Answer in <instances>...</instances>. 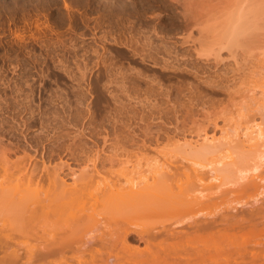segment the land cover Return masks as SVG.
I'll list each match as a JSON object with an SVG mask.
<instances>
[{"label": "rangeland", "instance_id": "obj_1", "mask_svg": "<svg viewBox=\"0 0 264 264\" xmlns=\"http://www.w3.org/2000/svg\"><path fill=\"white\" fill-rule=\"evenodd\" d=\"M237 1L0 0V151L25 161L32 156L50 172L64 162L69 166L58 172L66 182L71 169L81 172L96 159L100 174L95 179L90 176L95 173L81 172L82 184L99 176L123 181L130 161L145 163L160 158L158 152L174 153L170 173L175 180H163L174 184L172 191L165 186L144 199L116 200L106 210L101 200L62 207L57 217L49 218L60 219L56 227L27 229L19 253L27 247L35 250L45 233L61 235L73 216L93 211L113 228L130 221L147 225L152 219L208 216L225 198L249 207L251 192H235V185L226 187L235 188L234 193L227 190V196L209 203L173 197L191 173L190 148L178 140L203 128L219 135L224 120L232 123L235 108L243 104L245 116L259 120L254 109L264 105L258 93L264 84V20L249 42L233 50L222 44L228 13ZM236 151L237 161L245 163L246 148ZM22 212L10 201L0 202V227L24 219ZM93 226L85 221L80 230ZM259 232L264 225L247 227L238 236ZM233 240L207 237L202 249L234 254ZM145 254L142 248L127 252V264H141ZM234 255L219 262L238 264L240 257ZM71 257L66 253L60 259ZM252 258L247 254L243 259ZM80 260L74 257L72 264H86ZM14 264L41 262L31 257Z\"/></svg>", "mask_w": 264, "mask_h": 264}, {"label": "bare ground", "instance_id": "obj_2", "mask_svg": "<svg viewBox=\"0 0 264 264\" xmlns=\"http://www.w3.org/2000/svg\"><path fill=\"white\" fill-rule=\"evenodd\" d=\"M263 20L264 0H238L229 11L222 31L220 39L224 41L223 47L233 50V47L249 42ZM219 47L221 50V46ZM262 87L258 93L264 98V84ZM251 98L256 99L254 94ZM263 107L264 105L257 106L254 109L260 115L259 120L245 116L242 112L246 110L244 104L236 107L235 117L232 115L234 122L232 117V123L224 120L225 126L221 127L219 135L216 132L209 133L203 128L196 134L188 135L190 137L177 139L181 146L190 148L187 163L191 173L185 174L183 188L178 185L179 192L173 194L175 199L209 203L216 198L227 196V192L234 193L237 188L235 192H251L253 201L249 203L248 208L234 206L232 201L225 198L219 210L208 216L152 219L147 225L130 221L116 224L113 228H110L104 219H96L95 216L100 214L94 211L82 216L72 215V221H67L68 224L61 235H50L51 231L45 233L41 237L42 243L35 246V250L27 247L24 248L23 254L19 253L20 244L29 236L27 229H34L38 224L46 225L49 229L56 227L60 219L51 221L49 218L57 217L62 207L101 200L105 202L103 209L106 210L117 205L116 200L144 199L155 195L165 186L172 191L174 184H167L163 180H175L170 173L173 169L171 164L174 153L170 149L172 154L170 151L156 152L160 158H147L145 163L130 161L132 167L123 172V181L111 182L99 176L97 181L82 184L81 172L89 170L90 173H95L94 176L90 174L95 179L100 174L96 169V159H93L90 165L86 164L81 172L71 169V181L66 182L58 172L69 166L64 162L58 167L56 165L50 172L43 163L39 165L35 158L32 159V156H28L25 161L24 158H12L9 150L0 151V202L10 201L18 205L23 210L24 218L13 224L8 222L1 225L0 252L5 254L0 256V264L19 263L20 260H28L31 257H36L41 264H72L74 257L83 260L85 255L94 250L101 251L99 257L83 262L127 264L125 254L140 251L141 248L146 253L141 264H221L220 259L228 260L235 257L234 254L240 257L238 264H264V232L246 236L247 238L238 236L247 227L264 225ZM239 147L246 148L249 157H246L247 160L243 164L236 158V149ZM67 149L73 150L70 146ZM181 158L186 160V157ZM144 166L146 168L143 169ZM125 168L128 169V166ZM44 183L47 184L46 188H43ZM230 185L237 187L233 188L234 190L227 189ZM85 221L94 226L82 231L80 225ZM14 233H18L16 237ZM219 235L235 238L231 243L236 247H231L235 249L234 254L211 253L202 249V243L207 237ZM66 253L72 254L70 261L60 259ZM247 254L253 258L244 260Z\"/></svg>", "mask_w": 264, "mask_h": 264}]
</instances>
